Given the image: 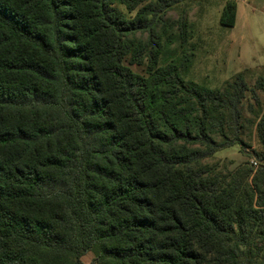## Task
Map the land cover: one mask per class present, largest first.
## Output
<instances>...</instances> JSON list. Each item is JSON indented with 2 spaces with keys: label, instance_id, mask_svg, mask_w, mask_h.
Listing matches in <instances>:
<instances>
[{
  "label": "trees",
  "instance_id": "16d2710c",
  "mask_svg": "<svg viewBox=\"0 0 264 264\" xmlns=\"http://www.w3.org/2000/svg\"><path fill=\"white\" fill-rule=\"evenodd\" d=\"M181 1L0 0V264H264V75L186 79ZM246 132L258 167L204 163Z\"/></svg>",
  "mask_w": 264,
  "mask_h": 264
},
{
  "label": "rangeland",
  "instance_id": "374dc122",
  "mask_svg": "<svg viewBox=\"0 0 264 264\" xmlns=\"http://www.w3.org/2000/svg\"><path fill=\"white\" fill-rule=\"evenodd\" d=\"M224 2L225 0H183L172 6L165 16L166 23L158 29L160 40L168 49L164 51L163 58L172 60L189 56L192 63L189 71L184 74L185 78L210 88H221L242 69L253 67L248 77L253 86L258 76L264 75V0H236L239 8L237 24L225 33L219 26ZM142 6L143 4L140 7ZM119 8L128 19L133 18L137 12H129L123 6ZM243 9L246 10L245 14ZM181 17L186 21L187 28V41L182 49L179 48L181 41L176 28ZM171 35L175 37V41L167 47L166 43ZM233 40L237 41L235 45ZM145 69L146 66L132 67L134 72L143 75ZM261 96L263 99L264 96ZM249 100L248 96L243 104L244 116L247 118L251 117L246 108ZM247 132L242 136L247 146L236 145L223 149L212 158L204 160V163H219L221 167L234 169L251 161L256 163L254 167H258L252 156L261 147L255 132L251 140ZM94 256L95 252H91L82 260L89 264Z\"/></svg>",
  "mask_w": 264,
  "mask_h": 264
},
{
  "label": "crops",
  "instance_id": "0c3cea01",
  "mask_svg": "<svg viewBox=\"0 0 264 264\" xmlns=\"http://www.w3.org/2000/svg\"><path fill=\"white\" fill-rule=\"evenodd\" d=\"M243 11V13L245 14V12H246V10L245 9H243L242 10ZM238 13H239V8H238V5H237V20H238ZM237 20H236V24H237ZM236 26V25H235ZM232 43H233V45H235L236 43H237V41H232ZM254 67H257V66H254ZM262 67H264V66H262ZM253 67H246V68H244V69H242L241 71H239V72H242V71H244V70H246V69H252ZM238 72V73H239Z\"/></svg>",
  "mask_w": 264,
  "mask_h": 264
},
{
  "label": "built area",
  "instance_id": "2783aa9c",
  "mask_svg": "<svg viewBox=\"0 0 264 264\" xmlns=\"http://www.w3.org/2000/svg\"><path fill=\"white\" fill-rule=\"evenodd\" d=\"M256 165V163H254Z\"/></svg>",
  "mask_w": 264,
  "mask_h": 264
}]
</instances>
